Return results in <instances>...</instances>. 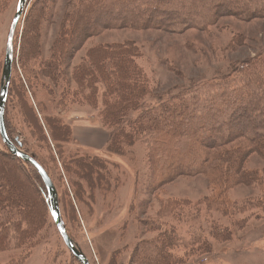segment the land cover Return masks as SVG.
Listing matches in <instances>:
<instances>
[{
  "label": "rangeland",
  "instance_id": "rangeland-1",
  "mask_svg": "<svg viewBox=\"0 0 264 264\" xmlns=\"http://www.w3.org/2000/svg\"><path fill=\"white\" fill-rule=\"evenodd\" d=\"M77 1L27 0L13 39V78L5 118L7 127L20 134L24 145L54 177L60 191L57 192L51 180L57 192L61 222L75 246L89 264H153L152 260L156 262V258L158 264H264V162L258 154L249 155L246 167L257 170L260 181L228 188L227 200L216 201L220 203L214 205L213 183L203 174L180 175L165 182L151 175L152 168L146 160L148 147L141 140L126 147L124 154L108 153L105 148L97 152L87 150L100 156L105 168L101 169L96 181L93 177L87 181L71 174L81 192L78 200L73 198L68 177L51 144L44 143L30 131L24 101L26 98L30 105L36 103L40 113L42 109L51 114L59 110L60 117L71 125L78 121L99 124L96 110L84 99L82 87L71 81L70 74L93 46L105 43L115 46L125 42L135 43L138 50L136 63L148 80V93L142 106L130 111L129 117L174 95L189 98L208 94L211 90L207 87L211 82L228 77L246 58L264 52V16L240 17L234 12L253 9V0L235 3L234 0H200L201 10L190 13L186 10L179 14L182 19L202 15L206 7H215L217 15L198 27L167 25V31L129 27L103 29L86 39L63 67L65 76H56L52 83L38 74V60H33L32 56L36 50L44 56L48 54L64 13ZM14 2L0 0V86L6 35L15 14ZM189 3L190 0H186V6ZM218 3L221 4L215 6ZM109 8L112 14H117L115 7L108 6L107 11ZM160 18L156 16V20ZM35 32H39V37H34ZM26 66L37 74L36 78L32 77V92L37 91L35 100L26 87L25 97H22L18 85ZM43 81L55 90L59 85H67L68 92L61 100L51 102L43 95L40 87ZM255 87L252 84L249 103L262 106L264 96L259 98ZM155 95L161 97L155 101ZM194 114L204 116V110L194 111ZM256 118L259 120V116ZM209 121L213 125L211 118ZM2 143L0 138V150L5 151ZM74 148L76 145L71 144L64 149ZM0 160L29 175L39 192L40 181L28 165L2 154ZM148 183L152 184L150 188ZM16 187L21 189L20 184ZM172 203H178L179 207H173ZM39 206L41 209L36 206L35 238L16 240L14 226L10 224L7 233L2 235L5 239L0 244V264H80L64 244L45 205L39 203ZM167 232L174 235L172 244L161 249L162 257H151L152 247L159 250L157 240Z\"/></svg>",
  "mask_w": 264,
  "mask_h": 264
},
{
  "label": "trees",
  "instance_id": "trees-1",
  "mask_svg": "<svg viewBox=\"0 0 264 264\" xmlns=\"http://www.w3.org/2000/svg\"><path fill=\"white\" fill-rule=\"evenodd\" d=\"M238 1L234 0L233 3ZM17 2L18 0H15L13 11H16ZM185 3L186 0H78L70 11L64 13L48 54L44 56L37 50L33 54L32 59L38 60V74L52 83L56 76H65L63 67L67 60L86 39L98 35L103 29L129 27L167 31V25L180 28L203 26L217 15L215 7H206L202 15L181 19L179 14L184 11L188 10L190 13L201 8L200 0H190L188 6ZM252 3V11L245 8L239 10L243 13L238 10L234 12L240 17L264 16V0H253ZM108 6L115 7L118 15L112 14L110 8L107 11ZM174 6H178V9ZM156 16H161V20H156ZM34 34L35 38L39 37V32ZM37 48L40 49L39 44ZM137 56L138 50L133 42L115 46L107 43L96 45L87 51L70 74L71 81L82 87L84 99L96 110L100 126L109 132L106 151L124 154L126 147L141 140L148 147L146 160L152 168L151 175L165 182L180 175L203 174L213 183L214 205L220 203L216 201L227 200L225 194L228 188L259 182L260 173L255 169H248L246 160L250 154L256 153L264 162V104L258 106L249 103L252 84L256 85L254 90L259 93V98L264 96V52L246 58L240 68L228 77L211 82L207 87L211 90L208 94L189 98L174 95L141 109L134 117H129L130 111L138 110L142 106V100L148 93L147 76L136 63ZM26 67L23 68L21 79H18V85L21 87L22 97H25L28 89L31 98L35 100L37 91L32 92V77L37 74ZM12 78L13 70L7 88L4 119ZM40 87L43 89V95L50 98L51 102L61 100L68 92L67 85H59L55 90L43 81ZM159 97L161 96L155 95L154 100ZM24 101L27 103L26 119L30 131L44 143L51 144L65 176L68 177L73 198L79 200L81 192L71 174L87 181L93 177L96 181L101 169L105 168L104 161L100 156L88 153L87 148L75 142L72 137V125L60 117L59 110L56 114H51L42 109L40 113L36 103L30 105L26 98ZM201 109L204 110V116L194 114V111L200 113ZM256 116H259V120ZM210 118L213 125L209 124ZM4 121L9 139L44 168L58 192V186L47 166L24 145L19 133L7 127L6 119ZM71 144H75L77 148L65 151V146ZM3 146L5 151L0 150V154L28 165L35 172L40 184L38 192L29 175L22 174L15 166L0 160V244L5 239L2 235L7 233L10 224L14 226L16 240L23 238L31 241L35 238L34 226L38 217L36 206L40 208L39 203L45 205L50 219H53L46 186L32 164L13 155L7 146ZM169 147L174 149L168 150ZM18 184L21 185L19 190L16 187ZM151 185L148 183L149 188ZM174 205L179 207L178 203H172L173 207ZM173 238L171 232L159 237L157 243L160 248L158 250L153 246L151 257H162L161 249L170 247ZM152 262L158 264L159 260L156 258V262Z\"/></svg>",
  "mask_w": 264,
  "mask_h": 264
},
{
  "label": "water",
  "instance_id": "water-1",
  "mask_svg": "<svg viewBox=\"0 0 264 264\" xmlns=\"http://www.w3.org/2000/svg\"><path fill=\"white\" fill-rule=\"evenodd\" d=\"M26 4H27V0H18L15 14L10 22L8 32L6 35L5 52H4V60L2 65L1 86H0V137L13 155L20 157L22 160L26 162H29L36 168V170L38 171L41 179L43 180L46 186L47 196L50 204L51 217L55 222V226L58 230L60 237L62 238L68 250L74 255V257L78 260L80 264H89L86 256L75 246L71 237L68 235L65 227L61 222L57 192L48 174L37 161H35L31 156L24 153L13 144V142L9 139L5 129L4 107L7 96V88L12 70L14 32L16 29V25L26 7Z\"/></svg>",
  "mask_w": 264,
  "mask_h": 264
},
{
  "label": "crops",
  "instance_id": "crops-1",
  "mask_svg": "<svg viewBox=\"0 0 264 264\" xmlns=\"http://www.w3.org/2000/svg\"><path fill=\"white\" fill-rule=\"evenodd\" d=\"M72 137L78 145L97 152L105 148L109 133L99 124L78 121L72 123Z\"/></svg>",
  "mask_w": 264,
  "mask_h": 264
},
{
  "label": "bare ground",
  "instance_id": "bare-ground-1",
  "mask_svg": "<svg viewBox=\"0 0 264 264\" xmlns=\"http://www.w3.org/2000/svg\"><path fill=\"white\" fill-rule=\"evenodd\" d=\"M23 12H24V11H23ZM22 15H23V13H22ZM22 15H21V16H22ZM20 18H21V17H20ZM14 33H15V32H14Z\"/></svg>",
  "mask_w": 264,
  "mask_h": 264
}]
</instances>
